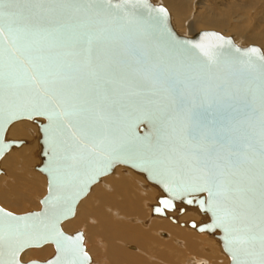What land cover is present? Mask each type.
<instances>
[{"label":"water","instance_id":"obj_1","mask_svg":"<svg viewBox=\"0 0 264 264\" xmlns=\"http://www.w3.org/2000/svg\"><path fill=\"white\" fill-rule=\"evenodd\" d=\"M112 3H120V0H112ZM160 8L166 9L167 17L161 18L157 24L153 18L157 17L156 10ZM125 11L127 17L118 23L91 14L74 13L79 16L80 27L66 31L59 42H41L43 54L68 77L63 82L64 87L69 91L75 90L81 97L94 100V104L89 106L87 127L69 125L63 132L62 138L69 142L72 159L64 161L58 157V163L54 164L48 137L39 131L41 163L36 170L46 177L47 192L40 200L39 210L17 214L0 205V214L26 219L29 226L24 229L20 225L24 234L17 238L16 222L4 220L6 235L4 246L0 248V259L4 264H12L11 247L18 240L23 242L33 235L47 233L54 222L55 228L68 238L64 251L57 252L54 243H45L42 247L53 245L52 257L45 261H22L21 264H90L92 259L86 250L84 232L78 230L70 234L63 228L66 221L75 217L81 200L119 166L144 175L149 183L163 192V183L179 179L178 169L190 162L192 153L196 151L189 140V132L193 129L203 131V146L216 154L218 162L226 161L230 153L227 147L215 143L217 135H225L242 145L249 141L258 144L260 141L264 128L261 120L264 111V59H260L264 57V50L261 47L254 44L241 46L233 36L213 30L181 34L174 27L168 8L152 0H140L135 7L129 5ZM48 18L59 21L64 15L58 11ZM101 29L100 39L91 46L90 51H85L78 41L82 42L87 31ZM206 36L209 39L206 40ZM214 36H220L223 40L211 39ZM3 40L4 37H0V44H3ZM20 43L18 41L17 46ZM201 43L206 44L214 56L215 63L211 66L198 49L191 47ZM3 46L11 47V41ZM252 48L258 50L256 56L249 58L244 55ZM89 63L93 66L111 65L125 72L130 70L131 76L128 80L117 81L113 95L105 98L102 89L94 83L95 78L90 75ZM141 80L145 86L137 88L134 81ZM31 99L25 96L21 102H30ZM40 119L39 127L48 128L46 118ZM21 121L32 122L19 116L5 124L8 129L4 134L6 141L23 143L18 147L14 143L0 158V175L3 173L2 159L12 149L25 143L8 138L10 127ZM54 167L57 169L56 183L54 190L50 191L53 185L49 170ZM49 198L53 202L45 205L44 201ZM186 199H193V205H187ZM202 199H207L206 192L184 199L177 198L172 201V209L155 205L152 215L169 217L177 223V218L168 214L177 209H180L177 211L180 215L188 209L198 211L208 221L198 223L191 220L188 227L215 237L228 256L229 264H234L225 243L227 235L224 228L213 226L211 212L205 214L198 210V201ZM155 208L162 211L156 212ZM246 223L244 220L235 221V227L240 231L233 235L242 237ZM181 225L185 226L186 223L182 222ZM201 228L205 230L200 231ZM77 236L82 239L77 240ZM42 247H25L17 260L25 251ZM232 248L246 264H253L254 261L259 264L258 256L245 255V250L253 251L251 246L235 243Z\"/></svg>","mask_w":264,"mask_h":264},{"label":"snow or ice","instance_id":"obj_2","mask_svg":"<svg viewBox=\"0 0 264 264\" xmlns=\"http://www.w3.org/2000/svg\"><path fill=\"white\" fill-rule=\"evenodd\" d=\"M138 2L140 0H120L117 4H113L112 0H0V37H4L3 44H0V158L14 143L17 147L23 143L6 141L4 135L8 131L5 124L19 116L30 119L42 134L47 135L54 164L58 163V157L64 161L73 158L69 153L68 140L62 138L63 132L69 125L88 126L87 114L94 100L81 97L75 90L69 91L64 87L63 82L68 77L55 68L43 54L41 42H59L66 31L80 27L79 16L74 13L91 14L118 23L127 17L125 9L129 5L135 7ZM58 11L64 15L62 20L52 21L48 18ZM156 11L157 17L153 20L158 24L161 18L167 17V11L164 8ZM102 31L103 29L89 30L83 35L82 42L78 43H81L85 51H90L91 46L100 39ZM205 39L209 37L206 36ZM211 39L223 40L220 36ZM9 40L12 46L5 48L3 45L8 44ZM18 41L21 42L19 46ZM191 47L198 49L201 55L207 58L208 66L215 63L214 56L206 44H193ZM257 53L258 50L252 48L244 55L251 58ZM89 69L90 75L95 78L94 83L102 89L105 98L113 95L117 81L128 80L131 76L130 70H116L111 65L93 66L89 63ZM134 84L137 88L145 86L143 80L134 81ZM25 96H30L31 101L21 102ZM42 117L48 121V128L39 127ZM261 120L264 122V111L261 113ZM260 137L258 144L249 141L242 145L225 135H217L215 143L227 147L230 153L226 161L218 162L216 154L203 146V131L200 128L191 130L189 140L196 147V151L192 153L190 162L178 169L179 179L163 183V192L161 198H158V203L163 205L164 209H172L173 200L206 192L207 199L198 201V210L205 214L211 212L213 226L224 228L227 235L225 243L234 264H246L239 258L237 251L233 250L232 245L235 243L251 246L253 251L245 250V255H256L259 257V264H264V128ZM56 170L55 167L49 170L53 185L50 191L54 190ZM52 202L51 198L44 201L45 205ZM193 203V199H186L187 205ZM155 211L161 212L162 209L155 208ZM4 220L16 222L17 238L24 234L20 225H23L24 229L29 227L26 219L0 214V248L4 246L6 235ZM237 220L247 222L242 237L233 235L240 231L234 224ZM208 230L211 231V228ZM81 239L82 237L77 236V240ZM67 240L68 238L55 228L54 222L52 229L47 233L33 235L23 242L18 240L15 246L11 247L12 264H21L23 257L20 256L19 260L17 257L25 247H42L45 243H54L57 252H63ZM257 248L258 252L255 251ZM0 264H4L2 259Z\"/></svg>","mask_w":264,"mask_h":264},{"label":"bare ground","instance_id":"obj_3","mask_svg":"<svg viewBox=\"0 0 264 264\" xmlns=\"http://www.w3.org/2000/svg\"><path fill=\"white\" fill-rule=\"evenodd\" d=\"M161 1L168 8L173 25L181 34L192 35L193 29L196 31L203 26L223 29L230 25L229 17L235 10H249L248 6H243L247 0ZM235 27H230L231 32L239 28ZM253 31L246 35L238 34V39L241 37L254 45H264V27ZM198 32L200 31L195 33ZM38 132L36 125L27 121L13 124L8 132V138H26V143L30 144L12 149L1 161L3 173L0 175V204L17 213L23 211L27 204H38L35 195L44 197L47 192L46 177L36 181L35 174L30 169L35 158H40ZM24 163L27 165L28 176L18 174V167ZM121 168L122 166L117 167L111 175L96 184L92 193L79 203L75 217L63 224L67 233L77 229L84 232L86 250L92 259L90 264H207L199 261L203 258L209 259L211 264H229L228 256L224 255L228 259L222 256L221 244L215 237L197 232L187 225L191 220L199 223L208 221V218L194 209L186 210L183 216L177 211V214H168L175 216L177 223L172 222L169 217L152 215L153 206L159 205L158 198L162 191L149 183L144 175L141 174L142 177L130 173L131 169L129 174H121ZM12 178L14 184L10 187L7 181ZM6 188L10 190L7 191ZM38 207L39 210L41 204ZM182 222L186 225L182 226ZM192 230L198 234H194ZM199 234H206L211 238ZM127 248L132 251L126 250ZM53 254L54 247L49 244L29 249L22 257L23 262L29 259L44 261Z\"/></svg>","mask_w":264,"mask_h":264},{"label":"rangeland","instance_id":"obj_4","mask_svg":"<svg viewBox=\"0 0 264 264\" xmlns=\"http://www.w3.org/2000/svg\"><path fill=\"white\" fill-rule=\"evenodd\" d=\"M155 3H161L162 1L161 0H153ZM165 6V5H164ZM243 6H248V8H249V10L248 9H244V11L242 10V11H239V10H235L236 12H234L233 14H231V17H229V21H230V25H228V27H225V28H223V29H216V28H214V29H211L210 27H205L204 28V26L202 27V28H200L199 30L198 29H196V31H195V29H193L194 30V33L195 32H197V31H202V30H215V31H218V32H220V33H223L224 35H227V36H233L234 37V39H235V41L238 43V44H240L241 46H247V45H250V44H254L253 42H250V41H247V40H245V39H243V38H239L238 39V34H240L241 35V33H244L245 35L246 34H249L251 31H253V32H255V30L258 28V27H260L261 28V26L262 27H264V0H247L246 1V4H243ZM248 13H247V12ZM258 22V23H257ZM263 22V23H262ZM257 24H259V25H257ZM233 25V26H232ZM238 26L239 28L238 29H236V31L235 32H231V30H230V27H233L234 29L236 28L235 26ZM228 32V33H227ZM182 34H184V35H191V34H187V33H182ZM256 45V44H255ZM258 46H260L263 50H264V48L262 47V46H264V45H262V44H257ZM21 122H23V121H21ZM29 124H31V125H35L34 123H32V122H30V121H27ZM39 131V130H38ZM38 134H39V132H38ZM28 136H30L29 135V133H28ZM40 136V135H39ZM19 140H23V141H25V143H24V145H30L29 143H26V141H28V139H26V138H22V139H19ZM23 145V146H24ZM39 145V144H38ZM39 147H40V145H39ZM36 160H35V162H34V164L30 167V169L34 172V174H35V176L34 175H32V176H34L35 178V180L36 181H41L42 179L41 178H43V177H45L43 174H41L39 171H37L36 170V167L40 164V162H41V159L39 158V157H37V158H35ZM18 174L19 175H24V176H28V174L26 173L27 172V165L24 163V164H22V165H20L19 167H18ZM129 170L130 169H128V168H124V167H122L121 168V170H120V173L121 174H129ZM131 172L130 173H133V174H137V175H139V176H142L141 174H139V173H136L135 171H133V170H130ZM38 174V175H37ZM41 175H43V176H41ZM114 176V175H113ZM143 177V176H142ZM9 181H10V183H9ZM7 183L8 184H10V187H11V185H13L14 184V178H12V179H10V180H8L7 181ZM43 185H44V183H42ZM45 186V185H44ZM6 190L7 191H9L10 189L9 188H6ZM92 193V192H91ZM90 193V194H91ZM43 195H35V198H36V201H37V203L39 204H35V205H26L25 206V208H24V210L23 211H19L18 213L19 214H22V213H26V212H29V211H32V210H38V206H40V200H41V198H43L42 197ZM1 205V204H0ZM2 206V205H1ZM37 206V207H36ZM3 207V206H2ZM36 207V208H35ZM4 209H6V210H8V211H11V212H13V213H17V211H14V210H11V209H9V208H6V207H3ZM17 213V214H18ZM175 214H177V212L175 213ZM184 215V214H183ZM182 215V216H183ZM181 216V215H180ZM77 230H80V229H77ZM77 230H75V231H73V232H71V233H74V232H76ZM187 230H188V228H187ZM193 231V233L194 234H198V233H196L194 230H192ZM70 233V234H71ZM165 233H167V232H165ZM199 235H204V236H206V234H199ZM206 237H208V238H211V237H209L208 235L206 236ZM216 240V239H215ZM132 246V245H131ZM135 246V245H134ZM137 247V246H136ZM179 247V246H178ZM181 248V247H180ZM126 250H131V249H129V248H127ZM132 251V250H131ZM220 252H221V248H220ZM221 254H222V256L224 257V258H226L227 256L223 253V252H221ZM54 255V254H53ZM226 257H225V256ZM52 257V256H51ZM49 259V258H48ZM226 259H228V258H226ZM30 260H35V259H29V260H27V261H30ZM26 261V262H27ZM39 261H43V260H39ZM45 261V260H44ZM199 261H205V262H207V264H211L212 262L209 260V259H207V258H203L202 260H200L199 259ZM194 263V262H193Z\"/></svg>","mask_w":264,"mask_h":264}]
</instances>
